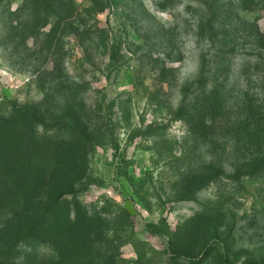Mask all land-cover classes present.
I'll list each match as a JSON object with an SVG mask.
<instances>
[{
  "label": "rangeland",
  "instance_id": "obj_1",
  "mask_svg": "<svg viewBox=\"0 0 264 264\" xmlns=\"http://www.w3.org/2000/svg\"><path fill=\"white\" fill-rule=\"evenodd\" d=\"M22 2L0 0V264H264V174L245 180L241 152L223 195L210 180L246 104L264 114V0L121 4L79 85L73 40H5ZM56 218L62 235L39 227Z\"/></svg>",
  "mask_w": 264,
  "mask_h": 264
},
{
  "label": "trees",
  "instance_id": "obj_2",
  "mask_svg": "<svg viewBox=\"0 0 264 264\" xmlns=\"http://www.w3.org/2000/svg\"><path fill=\"white\" fill-rule=\"evenodd\" d=\"M5 1V0H2ZM22 5L16 11H7L8 20L10 21L2 26L6 32L5 40L16 43H28L30 40H33L35 44H38L39 41L45 40V38L52 37L56 38L57 42L61 43L63 40L68 38V41L73 40L76 44L79 45L81 51L80 62L83 61L84 64L77 65L75 62L73 65V70L76 74L82 72L84 74V67L88 64H92L95 60L93 57L94 48L93 46L98 42V46L101 45L102 41L107 37V29L101 27L99 22V17L108 12H118L121 9V4L123 8L133 10V0H84V6L78 5L77 0H22ZM51 21H54L53 33H46V28L51 24ZM133 21V20H131ZM52 32V31H51ZM73 58H71L72 60ZM76 59V58H75ZM79 59V58H78ZM62 65L55 64L56 72L60 73L62 70ZM65 72V68H64ZM75 80H77V85L84 82L80 78V74L75 75ZM226 79L218 84V87L212 92L213 96L221 97L219 101L220 105L225 103L224 93L222 94L220 87H226ZM226 89V88H225ZM11 101H6L10 103ZM4 103H0V113L3 110ZM45 104L49 105L48 98L45 101ZM249 104V105H248ZM246 104L249 118L245 125L240 126V134H245L244 140H234L237 144V147L234 149L231 145L228 144L229 140L227 136L223 134L221 137L223 139L222 147H218L219 150L216 156V162L219 166L217 172L210 178L213 183L216 185V192L219 196L223 195L227 180L228 182L236 181L238 165L237 163L242 161L239 154L241 152H246L245 155L247 161L244 162L243 167L245 169V177L247 181H250L252 178H255L258 174H264V114L261 115L255 110V106L249 102ZM84 109V107H82ZM80 112L77 109H72V115L67 116L69 122L72 126L75 124L81 123L85 116H87L83 110ZM48 108L46 112H48ZM35 115H38V112H35ZM260 115V116H259ZM52 124L42 125L43 133L41 136L44 138L45 142H49L52 135L56 131L62 129V122L56 124L55 120H51ZM52 125H56L53 128ZM69 126V125H68ZM66 127V126H65ZM64 127V128H65ZM56 138V136L54 137ZM238 145H241L239 147ZM50 149V147H48ZM232 150L234 153H232ZM44 156L47 155L46 152L43 153ZM235 162L231 163L230 160ZM43 161L47 163L48 158L44 157ZM231 163V164H230ZM225 165H231L234 168L235 173L228 175L227 167ZM49 180H52V175H50ZM10 183V181H9ZM14 183H10V188H13ZM50 183L44 182L43 185L48 186ZM74 190H68L62 192L63 196L72 194ZM40 199H45L47 194ZM41 196V194H40ZM54 197V196H52ZM53 199V198H52ZM58 198L52 200L57 201ZM57 203V202H56ZM55 204V203H54ZM53 209L52 204L47 202L43 208V211H50ZM54 214V213H52ZM43 214H41L42 216ZM40 216V218H41ZM39 218V222H41ZM61 223L58 219H54L44 224H39V227L42 231L53 230V233L59 232ZM69 225V223H66ZM59 234V233H57ZM62 235V234H59ZM66 237V236H63ZM62 237V238H63ZM108 245V244H106ZM136 248V246H135Z\"/></svg>",
  "mask_w": 264,
  "mask_h": 264
}]
</instances>
